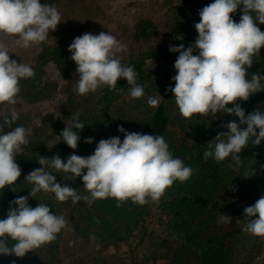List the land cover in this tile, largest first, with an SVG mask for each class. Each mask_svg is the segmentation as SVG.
Masks as SVG:
<instances>
[{"label":"clouds","instance_id":"9594fccd","mask_svg":"<svg viewBox=\"0 0 264 264\" xmlns=\"http://www.w3.org/2000/svg\"><path fill=\"white\" fill-rule=\"evenodd\" d=\"M238 8L243 14L237 23L231 14ZM199 16L200 22L195 24L198 32L195 43L187 48L183 44L169 48L179 56L174 63L177 74L172 77L175 86L166 91L174 94L179 112L186 119L215 117L217 113L239 117V124L232 120L222 125L228 131L217 135L214 150L203 153L205 161L212 157L222 162L231 157L239 162L249 140L256 146L264 141V113L257 109L246 115L237 103L264 91L261 83L264 76L260 73L246 78L253 57L259 56L264 47V32L258 26L264 24V0H214L200 10ZM60 23L61 14L57 8L41 4L40 0H0V35L18 37L15 44L20 48L28 49L45 42ZM126 50L127 46L108 32L85 33L74 38L68 51L77 65L78 94L95 93L105 86L109 91L115 90L118 80L123 78L130 86V96L142 98L145 91L137 83V72L134 67L121 62L120 54ZM195 50H198L196 55L193 54ZM34 77L33 68L11 59L5 43L0 42V105H15L21 92L20 80ZM147 103L156 107L160 97H149ZM229 104L233 107H228ZM0 117L3 118L0 123V191L8 186L15 192L13 185L22 172L15 158L29 144L31 133L23 126L13 127L19 119L15 110ZM72 119L73 123L59 136L62 142L76 150L81 137L73 129L82 131L85 125L78 116ZM240 125H246V128ZM5 128L10 130L5 131ZM117 130L124 133L123 141L119 137L102 139L88 157L71 154L66 162L59 155L41 159L38 163L42 167L25 177L33 184L29 195L34 198L43 191L54 193L62 203L69 199L77 203L83 199L91 206L97 199L114 198L117 207L128 201L144 206L158 203L174 182L184 183L192 177L194 170L173 156L162 135L127 132L122 126ZM93 139L85 138L84 142L91 144ZM209 149H212L211 144ZM49 160V166L57 172L80 177L90 195L81 196L68 184L62 186L57 182L55 175L45 171L44 166ZM251 175L247 171L244 173L246 178ZM28 199L27 196L14 199L6 218L0 219V255L23 258L53 242L66 228L67 221L63 216L54 214L44 203L32 208ZM244 214L242 231L264 238V195L246 207ZM230 219L229 215L220 217L224 223ZM9 241L13 243L10 245Z\"/></svg>","mask_w":264,"mask_h":264},{"label":"trees","instance_id":"16d2710c","mask_svg":"<svg viewBox=\"0 0 264 264\" xmlns=\"http://www.w3.org/2000/svg\"><path fill=\"white\" fill-rule=\"evenodd\" d=\"M204 1V7L214 2V0ZM242 14L241 8H238L231 16L238 23ZM253 16H255L254 13ZM188 24V21L175 18L168 39L163 43L155 44L153 37L157 33L156 24L148 18H140L135 23L133 38L143 47L129 57L126 65L134 67L138 74L137 83L145 90H148L145 82L148 80L147 65L149 62L158 61L162 63L164 72L160 82L156 84V89L161 97L159 105L151 113L141 118L132 132L162 135L166 143L169 144V150L173 156L180 158L185 166L194 170L188 181L184 183L174 182L169 188V194L175 203L180 201L179 206H174L177 210L181 206L192 207L191 217L179 225L175 234L179 242H187L188 245H191L194 251L195 264H264V241L257 236L249 239L247 233L242 231L246 218L244 209L255 204L264 195V175L257 176V174L251 175L252 173H249L251 176L246 178L244 177L246 171L230 170L224 162L223 167H218L217 162L212 157L205 161L203 153L206 150H212L209 149V143L198 131L188 125L186 118L182 117L179 112L174 94L171 91H166L169 87L175 86L172 77L177 74L174 63L179 56L178 52L169 51L170 46L183 44L187 48L195 43L198 36L195 28H189ZM258 26L264 32V24H258ZM193 54H198V50H195ZM48 61L54 64L62 77H68L71 64L66 50L58 45L45 46L36 54L32 62L27 63L33 68L35 77L20 80L21 92L18 98L27 103H36L54 96L58 82L46 74L45 65ZM247 71L248 76L246 78L248 79H251V75L256 73L264 76V47L261 48L259 56L253 57V65ZM261 83L264 84V81ZM127 85V81L120 78L115 90L109 91L107 86L102 88L99 114L90 120L79 119L85 125L82 131L73 129L81 137L78 142V149H71L62 142V138L60 139V158L64 162L71 154H76L79 151L82 141L92 134L96 124H111L108 113L110 104ZM237 103L245 110L246 115L257 109L264 113V91L253 94L248 101L238 100ZM76 106L72 90L69 87L66 99L61 106V113L65 119L69 120V126L73 123L72 117L77 116ZM228 107H233V105L229 104ZM12 110L14 109H6L4 114H10ZM16 112L19 113V119L13 127L23 126L26 128L27 116L21 111ZM221 115L226 125L232 120L239 124V117L234 114ZM2 121L3 118L1 117L0 123ZM240 126L246 128V125ZM9 130L5 128V131ZM177 131L179 133H176ZM227 131L228 129L224 127L222 132ZM256 131L258 133L259 129ZM30 133L29 144L26 146L27 155L16 156L15 158L22 170L21 176L13 185L15 192L8 186L0 191V219L6 218L10 202L20 196L29 197V191L33 184L25 177L33 170L40 168L38 162L40 155L44 152V146L47 141L55 137L43 126L33 127ZM240 155L243 159L253 160L256 156L264 157V141L256 146L249 140L248 146L242 150ZM78 182L83 185L82 179H78ZM28 203L32 208L38 205L30 197ZM116 204L117 201L114 198L99 199L97 201L98 207L106 214V218L110 219L105 220L106 218H104L101 219L102 222L100 220L98 222H100V229L105 234L104 239L106 241L119 240L130 245L133 244L130 256L114 259L115 261L110 260V262L106 261V257L98 254H96L97 258L103 260V264H141L138 252H135L140 242L145 244V259L150 260L151 264L161 257H166L170 252L171 239L152 236L143 227V218L147 214L146 205L140 206L131 201L124 203L121 207H117ZM11 206L15 207V205ZM53 213L58 215L55 210ZM222 214L229 215L231 217L230 222L220 221ZM87 220L93 223L95 216L89 214ZM136 236L139 237L135 240ZM59 240L60 233L50 243L54 249L59 245ZM12 243L9 241L10 245ZM24 258L14 255H0V264H17L19 260L22 261ZM55 258L56 255H52V260Z\"/></svg>","mask_w":264,"mask_h":264},{"label":"rangeland","instance_id":"374dc122","mask_svg":"<svg viewBox=\"0 0 264 264\" xmlns=\"http://www.w3.org/2000/svg\"><path fill=\"white\" fill-rule=\"evenodd\" d=\"M40 3L56 7L61 14V23L55 32L49 33L45 42L23 49L15 44L18 37L0 35V42L5 43L10 58L16 60L17 63H30L43 47L58 45L66 50L71 64L68 77H62L51 61L46 63V74L58 82L57 91L51 98L36 103H27L17 97L15 105H0V116H3L6 109L21 111L28 118L26 129L30 132L35 126H43L52 135H55L53 139L46 142L44 152L40 155L39 160L51 159L56 155L60 157L61 137L59 135L69 125V120L65 119L61 113V106L66 99L69 87L77 104L76 111L79 119L90 120L96 117L100 111L102 88L84 96L79 95L76 91V80L79 79V75L75 72L77 65L71 59L72 53L68 51L74 38L85 33L98 35L101 32H108L127 46V50L120 54L121 62L126 64L129 57L143 47L133 38L134 26L138 19L148 18L156 24L157 33L153 37V42L160 44L168 39L173 21L177 17L188 21L189 28H195V24L200 21L199 12L205 5L204 0H40ZM195 31L197 32L196 29ZM163 72L162 63L149 62L147 65L148 80L145 82L148 90L144 89L145 95L142 98L133 99L130 96V86L127 85L125 89L121 90L108 109L111 124H96L95 130L89 136L94 138L93 143L88 144L82 141L76 155L81 157L92 155L98 142L102 139L119 137L123 141L124 133L117 130L118 126H122L127 132H132L136 123L155 109V107L149 106L147 100L149 97H160L156 84L160 82ZM186 120L188 125L198 131L214 150V145L217 142L216 137L223 131L222 125H226L223 116L217 113L215 117L194 116ZM24 155H27L26 146H24L23 153L17 157ZM223 162L227 168L233 171L253 172L257 176L264 175L263 156H256L254 160L241 157L239 162L229 157L222 162H217L218 167H223ZM49 165L50 160L44 166L45 171L55 175L57 182L62 186L68 184L79 195H90L84 186L79 184L80 177L74 178L71 173L57 172ZM39 167L42 165L39 164ZM86 171L85 169L84 172L86 173ZM29 197L35 203L46 204L52 212L55 210L58 216H63L67 221V226L60 232L59 245L55 249L50 243L46 244L27 253L25 258L22 261L19 260L17 264H103L104 261L99 260L96 254L106 257L108 262L130 256L133 244L104 239L105 234L101 231L98 221L106 218V214L97 205L99 199L90 206L83 199L77 203H73L71 199L63 203L59 202L54 193L50 192L41 191L34 198L30 195ZM81 203L83 204L81 205ZM179 205L180 201L175 203L170 197L168 188L158 203L151 202L145 206L147 214L143 218V227L152 236L171 239L170 252L166 257L157 259L153 264H195L196 262L191 245H188L187 242H179L176 238L175 230L192 215V207L186 205L181 206L180 209L178 207V210L174 208ZM89 214L95 216V222L90 223L87 220ZM109 219L107 217L105 220ZM137 237L139 236H136L135 240ZM247 238L252 239L254 236L247 233ZM261 239L264 241V238ZM144 248H146L145 244L140 242L135 252H138L141 264H151L150 260L145 259ZM52 255H56L54 260H52Z\"/></svg>","mask_w":264,"mask_h":264}]
</instances>
